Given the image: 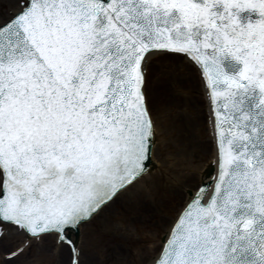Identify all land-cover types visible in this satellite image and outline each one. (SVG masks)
Here are the masks:
<instances>
[{"label":"snow or ice","instance_id":"1","mask_svg":"<svg viewBox=\"0 0 264 264\" xmlns=\"http://www.w3.org/2000/svg\"><path fill=\"white\" fill-rule=\"evenodd\" d=\"M191 72L214 157L183 188L157 241L103 264H264V0H0V256L51 238L90 264L81 237L150 187L164 107L153 85ZM176 111V105H171Z\"/></svg>","mask_w":264,"mask_h":264},{"label":"bare ground","instance_id":"2","mask_svg":"<svg viewBox=\"0 0 264 264\" xmlns=\"http://www.w3.org/2000/svg\"><path fill=\"white\" fill-rule=\"evenodd\" d=\"M169 84L166 86L158 81L153 85L154 97L164 107L157 128L158 150L154 155L157 167L148 177L150 187L138 186V192L143 193V199L135 204L130 203L136 200L135 193L124 198L121 205L118 203V207L142 230L145 238L138 241L132 236L126 239L120 234H114L104 216L101 220L94 221L100 226L99 232L92 231L88 236L80 238L82 245L89 247L94 253L88 258L92 261L96 257L97 261L104 260L97 248L107 251L114 245H124L133 250L131 247L134 245L137 251L138 243L147 245L158 242V227H165L163 219L171 213L167 212L169 208L175 207L172 204L176 205L180 200L183 188L197 183L214 163L205 124L207 101L202 94L199 80L193 85L187 79L186 73H177L176 79ZM173 104L176 105V111L171 110ZM201 105L203 112L199 114V118L196 115L198 119H190L194 110L200 112ZM100 233L106 237L107 242L103 243L102 238L98 241ZM53 251L41 241L33 244L31 250L16 261H20L19 264H60L61 256L56 248ZM102 260V263L97 264H103ZM16 261H3L0 256V264H14Z\"/></svg>","mask_w":264,"mask_h":264},{"label":"rangeland","instance_id":"3","mask_svg":"<svg viewBox=\"0 0 264 264\" xmlns=\"http://www.w3.org/2000/svg\"><path fill=\"white\" fill-rule=\"evenodd\" d=\"M187 74V79L190 81V84H193V85H196L197 84V81H198V78L196 77V76H194L190 71L189 72H187L186 73ZM157 83V82H156ZM155 85V84H154ZM166 86L167 85H170L169 83L168 84H165ZM199 97V96H198ZM200 98V97H199ZM197 100V99H196ZM198 103L200 104V102L198 101ZM203 105V104H202ZM201 105V110H200V112H199V110H198V112H195V110L193 111V113L192 114H190V119H198L199 118V114H201L202 112H203V106ZM198 116V118H197V116ZM122 202V201H121ZM121 202H119V205H121L122 203ZM173 206H175V204L173 203L172 204ZM174 208L172 207V209L171 208H169V210L167 211L168 213L169 212H171L172 210H173ZM104 217V214H101V216L100 217H98L97 218V220H101V218H103ZM96 222V221H95ZM98 238H99V240L98 241H100V238H102V242L103 243H105V242H107V239H106V237L103 235V234H98ZM98 238H96V240L95 241H97V239ZM118 239V238H117ZM128 244H130V243H128ZM148 245V244H147ZM44 246H46V247H48V248H50V249H52V251L55 249V245L53 244V242H52V240H51V238H49V239H46V240H44ZM97 245L95 244L94 245V247H96ZM114 247H115V245H114ZM132 249H133V251H136L134 248H135V246L133 245L132 247H131ZM54 252V251H53ZM100 259V258H99ZM89 260H91V259H89ZM102 260V259H101ZM101 260H99V261H97V257L96 258H94V261H92L90 264H97V262H99V263H102V262H100ZM103 261V260H102ZM14 264H19L20 263V261H19V263H18V261H16V262H13ZM10 264V263H9Z\"/></svg>","mask_w":264,"mask_h":264},{"label":"water","instance_id":"4","mask_svg":"<svg viewBox=\"0 0 264 264\" xmlns=\"http://www.w3.org/2000/svg\"><path fill=\"white\" fill-rule=\"evenodd\" d=\"M214 170V163L211 165L208 171H213Z\"/></svg>","mask_w":264,"mask_h":264}]
</instances>
